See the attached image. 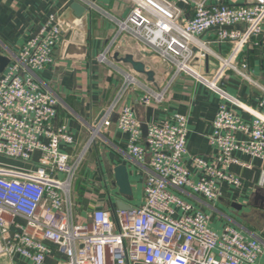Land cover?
Returning a JSON list of instances; mask_svg holds the SVG:
<instances>
[{"label": "built area", "instance_id": "built-area-1", "mask_svg": "<svg viewBox=\"0 0 264 264\" xmlns=\"http://www.w3.org/2000/svg\"><path fill=\"white\" fill-rule=\"evenodd\" d=\"M68 1L92 5L87 0ZM128 1L129 13L114 19L116 35L97 53L96 61L115 68L113 43L118 34L127 32L174 65L172 79L185 73L218 93L212 131L207 134L212 156L189 154L185 114L150 122L144 136L127 103L138 79L117 68L120 80L104 108L102 125L105 129L114 123L126 134L127 154L146 170L142 201L130 204V209L112 204L95 208L80 222L75 179L102 130L100 123L91 122L80 148L64 151L73 136L66 124L56 123L59 99L38 76L55 63V47L63 32L59 15L48 13L39 30L23 42L12 65L0 74V156L23 164L13 167L0 162V255L10 259L18 255L28 264H260L264 237L248 239L230 226L215 231L210 215L178 193L201 195L213 203L223 183L241 185V178L230 171L232 165L245 164L236 152L264 162V96L251 108L220 86L226 72L254 83L247 60L239 56L260 43L264 0L232 5L222 0ZM181 2L190 14L178 6ZM216 27V41L229 45L225 54L214 53L208 42L197 38ZM209 55L218 61L217 68L210 75L198 73L192 62ZM169 84L158 91L143 89L139 102L147 107L162 104ZM228 101L250 118L228 108ZM113 115L115 122L110 121ZM108 197L112 199L109 191Z\"/></svg>", "mask_w": 264, "mask_h": 264}, {"label": "crops", "instance_id": "crops-1", "mask_svg": "<svg viewBox=\"0 0 264 264\" xmlns=\"http://www.w3.org/2000/svg\"><path fill=\"white\" fill-rule=\"evenodd\" d=\"M90 11L77 19V28L87 34L85 52L74 50L73 54L81 55L75 59L62 53L63 41H68L71 27L62 32L61 41L55 47L54 64L38 72L43 84L59 99L56 123H64L73 136L72 145H65L64 151H77L87 137V125L93 122L104 109L117 86L120 76L117 68L129 70L137 77L139 85L132 88L127 103L130 104L141 125L160 122L173 113L187 116L188 132L186 144L189 154L210 158L214 149L208 144L207 134L212 131L211 121L220 101V95L207 88L202 82L182 73L172 79L175 67L168 61L161 60L149 46L127 32L117 35L112 46L113 56L132 55L134 60L141 61L147 71H152L150 80L143 74L136 73L129 64L116 61L112 56L115 68L96 61L95 57L116 35L115 18H123L129 13L128 0H96L91 2ZM213 3L215 0H206ZM226 4H243L247 0H222ZM68 0H0V74L4 73L13 62L28 36L35 34L44 23L48 13L59 16L70 4ZM186 13L189 7L178 3ZM63 30V29H62ZM218 28H211L197 36L208 42L214 53L225 54L228 43L216 41ZM239 58L245 59L249 65V73L254 83H249L236 75L226 72L220 86L236 98L239 103L256 108L258 100L264 96V32L260 43L251 45L240 53ZM218 61L211 55L195 59L194 69L203 75H210L217 68ZM172 79V80H171ZM166 99L162 104L144 106L139 102L143 89L163 90L166 85ZM230 109L238 112L244 119L250 118L245 110L236 103L227 102ZM126 134L114 123L105 128L87 152L83 167L79 172V188L75 189L77 198L76 213L83 222L88 213L95 208L110 207L118 198L117 190L113 189L112 169L119 164L127 167L132 188V199L129 204L135 205L142 201V187L146 170L132 160L125 146ZM235 156L244 165L236 164L230 171L241 178V185L234 187L223 183L220 197L209 203L201 195H183L195 208L204 210L210 215V226L220 232L224 226L239 229L248 239L264 237V162L251 158L240 152ZM190 166L188 158H185ZM0 162L8 166H23L17 160L0 156ZM26 166V165H25ZM8 264H28L20 256L13 259L5 255ZM264 264V251L258 258ZM52 264V261L48 262Z\"/></svg>", "mask_w": 264, "mask_h": 264}, {"label": "water", "instance_id": "water-1", "mask_svg": "<svg viewBox=\"0 0 264 264\" xmlns=\"http://www.w3.org/2000/svg\"><path fill=\"white\" fill-rule=\"evenodd\" d=\"M91 2H95L96 0H90ZM90 11L89 5L73 1L71 2L62 12V14L58 17V22L60 28L63 29V31H68L71 29V34L69 36L68 41H63L62 43V53L64 52L65 56H69L71 58L79 59L81 58V55H75L73 54L74 50H79V52L82 51L85 52L87 48V34L83 32L80 28H77V19L86 13ZM118 53L115 52L113 58L116 61H121L126 64H129L131 68L139 74H143L148 79L152 80V71H147L145 69L144 63L138 60H134L132 55L126 54L122 57H117ZM105 112L104 109H102L99 113V115L94 120V124L98 125L100 123V129L103 131V125H102V118L104 117ZM115 115L111 116L110 121L115 122ZM141 128H143V135H146V126L142 125ZM113 173V182L112 186L113 189L117 190L118 198L114 201L115 207L118 209H130L131 206L128 203L129 200L132 199V188H131V182L129 180V175L127 171V167L123 164H119L116 167L112 169ZM111 204L113 206L112 199Z\"/></svg>", "mask_w": 264, "mask_h": 264}, {"label": "rangeland", "instance_id": "rangeland-1", "mask_svg": "<svg viewBox=\"0 0 264 264\" xmlns=\"http://www.w3.org/2000/svg\"><path fill=\"white\" fill-rule=\"evenodd\" d=\"M83 167V166H82ZM79 174H78V177L75 179V185H74V188L75 189H78L80 186H79ZM0 264H8V262L5 261V259L3 257H0Z\"/></svg>", "mask_w": 264, "mask_h": 264}]
</instances>
